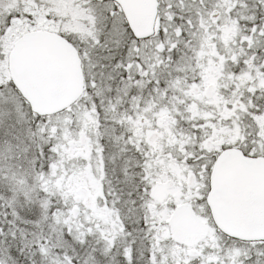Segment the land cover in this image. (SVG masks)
<instances>
[{
    "label": "snow or ice",
    "instance_id": "6c2138e0",
    "mask_svg": "<svg viewBox=\"0 0 264 264\" xmlns=\"http://www.w3.org/2000/svg\"><path fill=\"white\" fill-rule=\"evenodd\" d=\"M0 264H264V0H0Z\"/></svg>",
    "mask_w": 264,
    "mask_h": 264
}]
</instances>
